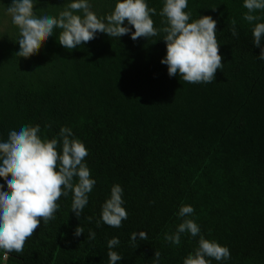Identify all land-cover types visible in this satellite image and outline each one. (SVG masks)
<instances>
[{"label": "trees", "instance_id": "trees-1", "mask_svg": "<svg viewBox=\"0 0 264 264\" xmlns=\"http://www.w3.org/2000/svg\"><path fill=\"white\" fill-rule=\"evenodd\" d=\"M0 264H264V0H0Z\"/></svg>", "mask_w": 264, "mask_h": 264}, {"label": "rangeland", "instance_id": "rangeland-1", "mask_svg": "<svg viewBox=\"0 0 264 264\" xmlns=\"http://www.w3.org/2000/svg\"><path fill=\"white\" fill-rule=\"evenodd\" d=\"M0 220L4 223V224H2V227L1 228L5 227L6 226V222H7L6 221L7 220V214H5L4 216H0ZM0 237H1V239L3 237H5V234L1 230H0Z\"/></svg>", "mask_w": 264, "mask_h": 264}]
</instances>
